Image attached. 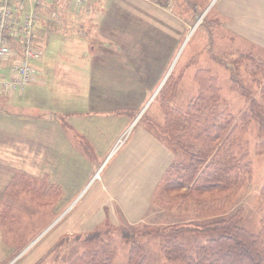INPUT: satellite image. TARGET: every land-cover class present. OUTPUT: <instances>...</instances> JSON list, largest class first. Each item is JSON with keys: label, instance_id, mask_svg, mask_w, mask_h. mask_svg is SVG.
I'll return each instance as SVG.
<instances>
[{"label": "rangeland", "instance_id": "obj_1", "mask_svg": "<svg viewBox=\"0 0 264 264\" xmlns=\"http://www.w3.org/2000/svg\"><path fill=\"white\" fill-rule=\"evenodd\" d=\"M60 2L61 6L53 3L44 11L38 28L44 26L48 33L58 30L48 35L46 59H49L51 74H55L58 64L65 69L66 95L72 98L74 93H86L89 86L86 81L78 90L71 86L66 68L80 66V62L73 66L68 59H79L80 54L84 55L81 58L91 59L87 47H95L94 58L110 57L117 61L114 80L102 88L99 82L93 84L91 81L89 99L92 98V105L87 104L86 98L79 107L86 109L82 121L88 125L84 130L89 134L88 143L79 148L91 158L79 172L85 181L92 173L95 178L87 186L77 208L76 204L71 209L65 206L76 195L71 191L68 195V192L62 193L59 164L54 169L57 178L52 177L53 183L39 178H35L38 184L31 183V188L42 184L40 189L36 188L38 191L48 190L38 192L35 202L31 194L12 198L6 195L0 199V207H5L0 209V225H4L1 227L6 238V257L0 258V264H70L86 249L113 253L114 264H128V252L134 244L144 248L153 261L162 263L164 258L158 239L146 234V228L159 229L188 222L194 216L192 212L166 210L155 202L156 187L166 168L173 162L187 159L180 148L170 145L157 130V126H164L167 114L160 93L171 81L164 92L176 94L168 104L185 113L190 99L199 93L198 72L206 70L217 79L223 98L239 118L249 101L242 94L241 84L234 83L233 78L243 83L245 91L256 96H259L260 87L253 81L252 72L256 68L247 69L238 62L241 56L248 54L264 60V46L232 30L233 21L219 14L224 0H87L82 7ZM155 9L161 11L158 18L156 13H152L154 17L143 16L146 10L151 13ZM53 13L57 17H53ZM56 87L53 83L52 90H58ZM144 133H151L170 150V161L164 163L165 171L157 178L153 190L145 184V175L152 170L150 167L148 172V166L152 165L156 148L152 143H144ZM257 136L254 126L251 141L255 142ZM74 157L75 168L69 161L66 172L69 182L79 173L77 159L80 157L82 162L84 155L75 151ZM253 159V181L240 189L231 207L241 209L245 227L257 233L264 207L260 200L264 185V155L253 156ZM103 183L109 185L103 190L110 191L115 205H123L121 201L126 198L127 207L135 209L150 197V209L143 220L133 219L138 223L130 224L120 218V209L114 211V218L111 214L99 225L91 226L97 220L93 215L84 222L77 219L76 212L82 209L84 202L91 201L97 187ZM132 226L141 229V234H136L133 239H123L122 228ZM99 231L101 234H94ZM92 234V239L86 241Z\"/></svg>", "mask_w": 264, "mask_h": 264}, {"label": "trees", "instance_id": "obj_2", "mask_svg": "<svg viewBox=\"0 0 264 264\" xmlns=\"http://www.w3.org/2000/svg\"><path fill=\"white\" fill-rule=\"evenodd\" d=\"M241 58L239 64L256 68L253 81L260 89L256 96L233 78L249 101L239 118L223 98L217 79L206 70L198 72L199 93L190 99L185 113L168 104L176 94L164 92L171 81L162 89L167 114L164 126L157 130L187 159L166 168L156 187L155 202L166 210L192 212L194 219L156 230L146 228V234L158 239L164 261H153L144 248L134 244L128 264H264V207L257 233L245 227L242 210L231 207L240 189L253 181V156L264 155V60L250 54ZM259 72L261 79L257 80ZM254 126L258 136L252 142ZM17 175L18 186L12 187L17 192L10 193L12 197L31 194L35 202L38 192H48L36 190L42 184L35 187L38 183L29 174ZM34 182L37 184L31 188ZM260 200L264 205V185ZM121 233L123 239H133L141 229L132 226L122 228ZM113 258V253L86 249L70 264H114Z\"/></svg>", "mask_w": 264, "mask_h": 264}, {"label": "crops", "instance_id": "obj_3", "mask_svg": "<svg viewBox=\"0 0 264 264\" xmlns=\"http://www.w3.org/2000/svg\"><path fill=\"white\" fill-rule=\"evenodd\" d=\"M150 12L148 13L146 10V14L143 13V16L154 17L152 13H156L158 18L161 11L157 9L155 12ZM219 14L225 19L229 18L233 21V31L251 37L258 44L264 46V0H224L219 8ZM46 30L48 29L44 26L37 29L36 42L39 43L38 47L43 58L34 62L35 80L23 88L0 93V199L6 195L12 198L10 193L17 192L12 187L18 186L15 183V177H18L17 174L20 172L29 174L33 178H39L49 184L53 183L52 177L53 179L57 178L54 169L59 164L62 193L68 192V195L71 191L76 195L65 205L66 208L71 209L73 206L75 207V204L76 208L79 206L87 186L95 178L92 173L88 175L85 181L84 175L81 177L82 172H79L86 160L91 161L90 156L88 157L84 154V150L82 152L79 148L81 144L83 147V144L88 143L87 136H89L84 130L88 125L82 121L85 118L86 109L79 107L86 98H88L87 104L92 105V98L89 99L91 81L93 84L95 81L99 82L100 88H102L114 80L117 61L110 57L94 58L95 47H87L88 53L91 52V59L81 58L84 56L83 54L78 55L79 59H68L73 66L80 62V66L66 68L69 72L67 80H70L71 86L78 90L84 81L89 83L86 93L84 91L83 93H74V96L69 98L65 93L67 88H64L66 83L65 69L58 64V68L54 69L55 74H51L49 59H46L49 47L48 35L58 30L50 33ZM84 49L85 45L82 49L83 52ZM20 53L19 45H15L14 55L10 57V60L18 59ZM177 59L178 57L176 61ZM53 83L57 85L56 89L58 90H52ZM144 136V143L146 145L152 143L156 148L155 155L151 158L152 165L149 164L148 166V172L152 170L145 175V184L148 187L151 186L153 190L158 183L157 178L165 171L164 163L170 161V150L163 143L157 141L151 133H144ZM75 151L81 152L84 158L82 162L80 157L77 159L79 173L73 181L69 182L66 172L70 166L69 161L73 162L72 168L75 165ZM159 156L161 157L160 160H158ZM151 178L152 180H150ZM70 185L71 188H69ZM108 187L109 185L106 183L97 187L96 194L93 195L91 201L84 202L82 209L76 212L77 219L84 222V220H89L90 215H93L97 217V220L91 226L99 225L108 220L111 214V218H114L116 215L114 211L120 209L122 211L120 218L127 220L130 224L138 223L134 222L133 219L143 220L150 209V197L135 209H132L131 206L127 207L126 198L121 201L123 205L119 206L114 204V199L109 194L110 191L108 189L103 190V188ZM144 191L142 189V192ZM1 208H5L4 205ZM83 222L80 224L84 225ZM0 228L2 234L0 235V258L2 260L6 257L4 255L6 238L1 225Z\"/></svg>", "mask_w": 264, "mask_h": 264}, {"label": "built area", "instance_id": "obj_4", "mask_svg": "<svg viewBox=\"0 0 264 264\" xmlns=\"http://www.w3.org/2000/svg\"><path fill=\"white\" fill-rule=\"evenodd\" d=\"M57 1L82 7L87 0H0V93L23 88L35 80L33 62L42 57L36 32L44 11ZM15 45L21 53L18 59L10 60Z\"/></svg>", "mask_w": 264, "mask_h": 264}, {"label": "water", "instance_id": "obj_5", "mask_svg": "<svg viewBox=\"0 0 264 264\" xmlns=\"http://www.w3.org/2000/svg\"><path fill=\"white\" fill-rule=\"evenodd\" d=\"M169 74V73H168ZM168 76V75H167ZM167 76L165 77V79H164V81L166 80V78H167ZM163 81V82H164ZM162 85V84H161ZM159 92V90L155 93V96H156V94Z\"/></svg>", "mask_w": 264, "mask_h": 264}]
</instances>
